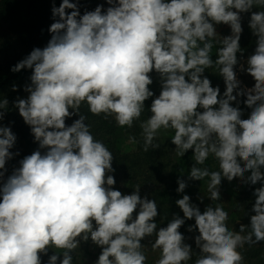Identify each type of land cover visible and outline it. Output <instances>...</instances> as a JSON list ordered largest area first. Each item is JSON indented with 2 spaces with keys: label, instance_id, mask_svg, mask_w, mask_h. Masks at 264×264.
<instances>
[{
  "label": "clouds",
  "instance_id": "9594fccd",
  "mask_svg": "<svg viewBox=\"0 0 264 264\" xmlns=\"http://www.w3.org/2000/svg\"><path fill=\"white\" fill-rule=\"evenodd\" d=\"M106 3L82 15L78 0L53 4L47 45L10 69L31 70L28 95L13 106L39 148L0 184V264H42L41 254L52 247L64 250L63 258L53 254L47 264H72V252L89 239L101 248L95 264H145L142 241L153 234L152 248L160 250L156 264H188L191 245L179 229L193 219L187 230H198L201 253L194 264H241L238 248L264 241V10L252 11L264 8V0ZM244 13H251L248 27L257 38L246 63L240 44ZM221 24L230 34L219 42L214 61L212 39ZM214 65L225 86L222 94L205 75ZM238 71L255 83L242 86ZM153 72L160 78L159 95L150 88ZM240 97L250 109L246 117ZM150 98L151 115L141 124L145 151L157 147L152 141L160 129H172L177 155L192 150L202 165L212 154L218 171L193 165L188 173V180L209 178L210 200L221 198L225 179L260 184L252 193L255 214L239 232L228 227L224 208L206 206L201 212L187 194L175 201L183 218L173 214L158 227L154 199L141 198L140 187L131 194L113 187V154L94 138L80 106L86 103L93 115L113 116L119 126L131 127ZM7 106L6 98L0 101V109ZM76 114L79 119L66 125ZM16 140L10 126H0V178L6 162L18 155L10 151ZM177 184V193L188 186L179 177Z\"/></svg>",
  "mask_w": 264,
  "mask_h": 264
},
{
  "label": "trees",
  "instance_id": "16d2710c",
  "mask_svg": "<svg viewBox=\"0 0 264 264\" xmlns=\"http://www.w3.org/2000/svg\"><path fill=\"white\" fill-rule=\"evenodd\" d=\"M62 0H0V47L4 56L3 61L0 63V101L3 99L8 100V106L5 109H0L3 112V117H12L18 114V109L13 105L17 98H26L24 88L30 83L29 77L31 75L30 69H22L20 72L10 71L11 67L17 62L24 59L31 53L34 48H43L47 45L51 34L48 29L54 22L52 17L53 4L59 7ZM76 2V0H73ZM80 5L81 15L85 10H94L98 4H103L105 8L107 5L106 0H78ZM264 10V8L254 7L252 11ZM71 11V10H68ZM251 13L242 14V27L243 33L241 35V51L244 60L250 55L255 48L256 37L252 34L248 27V20ZM223 24L218 25L217 29H221ZM228 33L227 30H223ZM225 35V34H224ZM222 38L215 36L212 39L213 48L211 57L215 61L217 58L218 49L221 47L219 43ZM14 45L16 50L9 49ZM13 46V47H14ZM209 69H218L215 65ZM153 84L150 86L155 95L160 92V78L158 73H151ZM222 82V83H221ZM219 86H224L223 80ZM16 85L17 90L13 91L12 86ZM151 99L145 101V109L138 120H135L131 127L119 126L113 116L93 115L88 110V105L82 104L79 109V115L85 117V123L89 125V129L94 138L103 142L105 146L113 154L112 166L115 169L113 173L116 184L113 186L116 190L121 191L122 194H131L135 188H139L141 198L147 197L154 199L157 203L159 215L156 218L157 226H166L167 222L173 218V214H178L183 218L182 211L175 204V201L182 198L187 194L191 198L192 203H197L198 196L201 193L200 186L203 181L208 183V177L203 180H188V173L193 165L199 168H204L206 165L196 164L193 151L189 150L183 157L177 155L175 145L171 143L170 138L164 135L157 138L158 134L154 137L152 145L157 147L148 146L145 151V137L141 124L148 119L151 115L148 108L151 105ZM241 103L240 107L244 109L245 117L248 115L250 109L244 104L245 97L239 98ZM79 115H73L71 118L66 119V125H71L74 120L79 119ZM27 128V129H26ZM25 132L22 134V141L24 142V151H21L16 160H8L6 162L7 172L2 179L7 177L18 168L19 161L25 156L32 154L39 148L37 142H34V137L31 134L30 127L26 126ZM174 133V130L169 129ZM42 152L46 149H40ZM207 164V163H206ZM209 171H218L219 168L207 167ZM215 168V169H214ZM247 175V174H246ZM186 180L188 186L183 193H177L178 187L177 179ZM241 177L234 178L231 182L222 180L220 192L229 198V217L226 221L228 227L234 231L239 232L241 224L248 225L250 223V215L252 213L251 207L254 203L252 195L254 188L260 187V184L246 185L243 182L239 185L237 180ZM204 190V189H203ZM195 203V204H196ZM206 206L203 207V211ZM201 210V209H200ZM201 210V212H203ZM195 221L185 220V224L181 226L179 231L184 235V243L191 245L192 259L188 264H194L195 260L201 255L200 249L195 243V237L199 235L198 230L188 231L189 225H194ZM246 229L245 233L247 234ZM155 234L151 237H146L142 241V251L146 256L145 264H156L160 258V250H153L152 243L155 240ZM64 250L49 248L46 255L41 254L42 264H47L48 259L53 254H60ZM243 260L241 264H264V241L258 243H245L242 247L238 248ZM101 248L97 247L96 254L93 256H86L79 248L72 252V264H95Z\"/></svg>",
  "mask_w": 264,
  "mask_h": 264
},
{
  "label": "rangeland",
  "instance_id": "374dc122",
  "mask_svg": "<svg viewBox=\"0 0 264 264\" xmlns=\"http://www.w3.org/2000/svg\"><path fill=\"white\" fill-rule=\"evenodd\" d=\"M223 30H227L228 33H226V32L224 33ZM229 34H230V28L227 25H223L221 29H217V35L216 36L223 39V36H227ZM13 46L14 45L11 46L9 51H11V49L15 48V46L14 47ZM14 50H16V49H14ZM4 56L5 55H3V53H2V48L0 47V63L3 61ZM241 62L246 63V59L241 60ZM205 75L208 76V78L212 81L213 86H216V84L222 83L221 80H223V79H222V77H220L218 75V69H206ZM237 77L239 80H241L242 86L251 87L255 83L253 78L244 72L238 71ZM219 82H221V83H219ZM224 87L225 86H220L221 94L224 91ZM27 95H28V93L26 92V96ZM233 106H235V104ZM0 126H10L11 130L13 131V133L17 137V140H16L14 147L10 150L13 153H18V155H14L13 158L11 159V160H16L17 157L19 156L20 152L24 151V142L22 141V134H23V132H25L24 130L27 129L26 126L28 127V125H26L25 122L23 121V118L16 113L12 117H7V118L3 117L2 119H0ZM157 134H158L157 138H161V139L166 134L169 138L171 135H174V133L172 131H169V129L168 130L160 129L157 132ZM204 165H206L204 168H207L209 166L219 168V162L212 154L209 155L208 159L204 162ZM11 174H9L8 176H10ZM7 177L2 179V182L0 184H2L3 181L7 179ZM207 182L209 183V181H207ZM242 182L243 181L241 178L237 180V183L239 185ZM204 183H205V185L203 186V181H202V184L200 186L201 193L199 195V196L204 198L203 202H201L199 199H198L197 203L195 202L198 205V207L203 211L204 206L215 207V206L219 205L220 207L224 208L227 211L229 208V205H230L229 202L231 201V196H229V198H227V197H225L224 194H222L220 192L221 198L219 200H210L209 199L210 192L208 190V183H206V182H204ZM97 247L98 246L94 245L90 239L87 242H81V244H80V249L82 252L86 253V256H93V254H96ZM156 250L158 251L159 249H156Z\"/></svg>",
  "mask_w": 264,
  "mask_h": 264
}]
</instances>
